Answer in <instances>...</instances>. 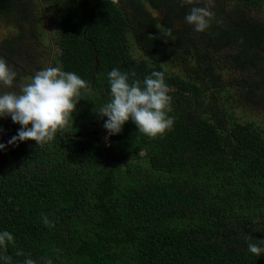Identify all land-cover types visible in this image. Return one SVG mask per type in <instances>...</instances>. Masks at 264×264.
Here are the masks:
<instances>
[{
  "label": "trees",
  "instance_id": "16d2710c",
  "mask_svg": "<svg viewBox=\"0 0 264 264\" xmlns=\"http://www.w3.org/2000/svg\"><path fill=\"white\" fill-rule=\"evenodd\" d=\"M239 1L230 10L218 0L197 32L182 22L193 7L185 0H46L58 18L53 65L92 91L52 142L0 150V230L16 241L0 253L12 264L29 256L37 264H264L247 247L249 236L264 241V127L238 120L230 105L264 104V20L249 11L264 0ZM25 5L34 10L0 0V18ZM10 36L0 40V57L29 77L37 58L16 63ZM172 60L187 62L191 75L168 69ZM223 62L247 74L223 80ZM113 68L140 81L165 73L173 125L162 136L131 120L108 135L99 113ZM0 129V143L18 132L3 118Z\"/></svg>",
  "mask_w": 264,
  "mask_h": 264
},
{
  "label": "clouds",
  "instance_id": "9594fccd",
  "mask_svg": "<svg viewBox=\"0 0 264 264\" xmlns=\"http://www.w3.org/2000/svg\"><path fill=\"white\" fill-rule=\"evenodd\" d=\"M185 2L193 5L185 15L186 23L197 32L205 31L212 13L195 6L197 0ZM107 76L110 99L101 106L99 114L107 117L104 128L109 136L120 133L129 120L136 124L139 132L151 138L162 136L172 127L173 119L169 116L172 97L164 72L154 70L140 81L130 79L135 77L134 72L129 74L113 68ZM16 77V71L0 57V89H13ZM91 91L89 83L80 75L58 66L37 71L29 82L20 86L19 91H0V118L10 116L14 123L21 125L7 143H0V150L28 140H34L41 146L52 142L58 133H64L70 126L82 93ZM42 222L45 225L50 223L46 215L42 216ZM247 241L250 253L259 258L264 256V241L253 242L250 236ZM15 243L14 233L0 230V250L6 251ZM16 254L24 255L19 249ZM0 264H12L11 257L0 253ZM22 264H37V261L29 256ZM46 264H52V261L49 259Z\"/></svg>",
  "mask_w": 264,
  "mask_h": 264
},
{
  "label": "rangeland",
  "instance_id": "374dc122",
  "mask_svg": "<svg viewBox=\"0 0 264 264\" xmlns=\"http://www.w3.org/2000/svg\"><path fill=\"white\" fill-rule=\"evenodd\" d=\"M21 1L22 3L31 2L34 10H27L31 7L30 5H25V9L18 10L15 14L10 15L12 19L0 18V40L3 39L5 35L11 33L10 40L12 41V44L16 45V51H18V55H15V62L21 67H25V64H31L37 58L36 64H38L40 68L32 69V75L26 78L18 74L13 89L3 88L0 89V91H19L20 86L29 82L31 77L37 71L45 67L54 66L51 56L48 55L52 53L53 58V53L55 52V49L53 48L55 46L53 37L56 33L55 26L58 20V18L55 16V13L53 12L52 5L48 4L46 0ZM224 2L227 6H233L230 10L237 9L235 5L240 4L239 0H224ZM127 3L128 2H125L124 4L127 5ZM218 5V0H197L196 3L197 7L206 8L212 13V15L216 13L218 8H220ZM35 10L37 15H35ZM249 11H251V14L254 17L264 20V6L260 7L259 11L257 9H251ZM42 13L47 15L42 23V27L46 30V34L45 39L43 38L40 40L37 37V22L43 19ZM154 13H157V10H155ZM182 22L186 28L194 29L192 25L186 23L185 17L183 18ZM180 61L181 62H175L174 60L168 61L170 64L166 66L168 69L173 70L174 72L178 71L191 75L192 68L188 66L187 62L182 60ZM217 73L223 80H233L234 78L241 77L242 74H247L244 70H240L230 62H223L222 64L220 63L217 66ZM230 105L234 106L233 112L238 120L254 121L261 127H264V104L257 107H250L239 104L236 100H232ZM3 119L6 122H9L14 128L19 129L21 127V125L18 123H14L10 116Z\"/></svg>",
  "mask_w": 264,
  "mask_h": 264
}]
</instances>
